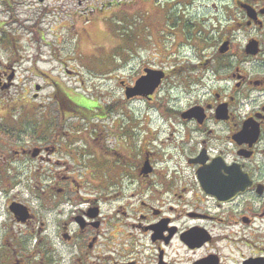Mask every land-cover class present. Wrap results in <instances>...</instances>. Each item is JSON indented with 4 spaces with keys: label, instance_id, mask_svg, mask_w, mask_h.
<instances>
[{
    "label": "flooded vegetation",
    "instance_id": "af4514ba",
    "mask_svg": "<svg viewBox=\"0 0 264 264\" xmlns=\"http://www.w3.org/2000/svg\"><path fill=\"white\" fill-rule=\"evenodd\" d=\"M169 1L155 0V6L184 14L173 28L192 36L197 61L175 69L146 64L120 84L131 104L153 103L163 89L164 105L174 104L169 111L179 113L183 126L175 129L172 120L168 137L178 134L177 171H168L167 159L166 171L158 166L148 123L138 132L120 127L113 112L118 100L74 99L54 80L48 103L41 83L19 88L21 61H0L1 108L20 103L19 125L41 107L53 112L50 127H32V139L19 135L0 152V264H63V248L70 264H264V0ZM149 68L165 76L146 96L137 84ZM32 69L48 79L36 65ZM172 78L192 99L181 108L164 86ZM89 101L97 107L91 113ZM69 113L87 127L63 131ZM93 120L99 127L88 126ZM22 159L38 163L28 170L30 199L5 167L12 160L20 174Z\"/></svg>",
    "mask_w": 264,
    "mask_h": 264
},
{
    "label": "rangeland",
    "instance_id": "374dc122",
    "mask_svg": "<svg viewBox=\"0 0 264 264\" xmlns=\"http://www.w3.org/2000/svg\"><path fill=\"white\" fill-rule=\"evenodd\" d=\"M111 1L113 3H110ZM134 1L136 2L133 3V0H16L13 4L15 12L13 16L8 12L9 8L5 1L0 0V61L7 65L19 63L17 60L21 61L18 65L19 88L30 81L41 83L40 85L45 86L42 97L48 103L49 96L55 92L54 80L59 81L68 97L74 99L86 101V98L100 97L102 102L107 104L118 100L119 103L113 112H115L114 117L120 121V127L124 129L138 127L137 132L140 127H144L145 122L153 127L155 129L153 148L157 152L156 159L160 163L158 166L166 171L167 159L168 171L174 172L179 167L176 153L178 134L174 132L172 139L168 140L173 133L172 120H176L175 129L183 127L179 121V113L169 111L174 104L164 105L166 96L164 89L158 100L153 103L138 101L136 104H131L124 98L125 92L120 80L132 81L136 72L146 64L165 65L166 69H175L182 61L188 65L195 63L196 54L193 53L188 42L192 36L187 34V31L185 34L179 32L180 27L173 28L175 17L181 19L184 16L178 12V7L175 8L177 11L173 10L167 14V6H155V0ZM198 1L195 0L196 5L199 4ZM181 6L183 5H180L182 11ZM173 12L177 13L173 14ZM176 34L178 35L175 36ZM34 65L49 76L46 81L44 77L35 76V71L32 69ZM116 76L120 79L113 78ZM177 80V78L167 80L164 86L167 92L171 93L174 101L179 103L177 106L181 108L189 104L192 99L191 96H186L183 86ZM128 91L129 89L127 96ZM85 103L95 105L90 101ZM19 104L11 109L0 107L1 153L8 151L6 146L12 144L13 140H18L19 135L26 136L25 139H32L34 130L32 127L51 126V120H48L53 114L50 106L47 109L41 107L35 111V115L26 118L28 121L36 119V124L26 121L19 125L17 122L21 114V109H18ZM51 107L54 108V104ZM135 115L137 126H135ZM67 117L68 120L62 121L61 126L62 130L70 135L78 130L76 127H87V121L81 117L78 118L71 113ZM110 120L111 116L106 123ZM98 125V120L88 122L89 127H99ZM15 127H26V132H20ZM162 141L165 149L159 154L156 147H161ZM78 147L75 144L73 149ZM165 151H168L167 157H164ZM170 156L173 160H170ZM12 163L13 161L9 160L5 167L10 171V177L14 182L19 180L22 182L19 186L22 197L30 199L28 188L33 185L34 180L30 178L28 170L32 172L38 163L31 159L18 161L16 168L20 174L15 171V164ZM63 170L61 168L59 171ZM185 171V174L189 173V170ZM1 181L2 178L0 183ZM0 214L5 216L4 200L1 195ZM1 216L0 232L3 231L2 223L5 221ZM62 253L63 264H70L64 248Z\"/></svg>",
    "mask_w": 264,
    "mask_h": 264
},
{
    "label": "water",
    "instance_id": "95a60500",
    "mask_svg": "<svg viewBox=\"0 0 264 264\" xmlns=\"http://www.w3.org/2000/svg\"><path fill=\"white\" fill-rule=\"evenodd\" d=\"M147 74L138 81L137 89L139 94H144L146 96L152 94L154 90L160 85L162 78L165 76L162 71L146 70ZM130 89L128 91V96L130 97Z\"/></svg>",
    "mask_w": 264,
    "mask_h": 264
},
{
    "label": "trees",
    "instance_id": "16d2710c",
    "mask_svg": "<svg viewBox=\"0 0 264 264\" xmlns=\"http://www.w3.org/2000/svg\"><path fill=\"white\" fill-rule=\"evenodd\" d=\"M5 1V3H6V5L8 6V8H9V11L8 12H10L11 13V15H13V16H15V12H14V8H13V4L16 2V0H4ZM35 30L36 31H38L37 30V28H35ZM5 33V32H4ZM94 107H96L95 105L94 106H92V105H89L88 106V108H85V110H88V112H92V109L94 108ZM97 108V107H96Z\"/></svg>",
    "mask_w": 264,
    "mask_h": 264
}]
</instances>
